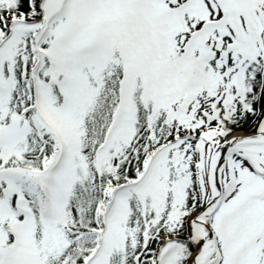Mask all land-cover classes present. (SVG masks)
Listing matches in <instances>:
<instances>
[{"label":"snow or ice","instance_id":"snow-or-ice-1","mask_svg":"<svg viewBox=\"0 0 264 264\" xmlns=\"http://www.w3.org/2000/svg\"><path fill=\"white\" fill-rule=\"evenodd\" d=\"M0 264H264V0H0Z\"/></svg>","mask_w":264,"mask_h":264}]
</instances>
